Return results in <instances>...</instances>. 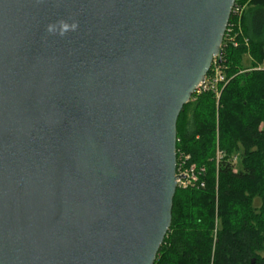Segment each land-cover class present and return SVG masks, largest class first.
I'll return each instance as SVG.
<instances>
[{
	"label": "water",
	"instance_id": "1",
	"mask_svg": "<svg viewBox=\"0 0 264 264\" xmlns=\"http://www.w3.org/2000/svg\"><path fill=\"white\" fill-rule=\"evenodd\" d=\"M234 1L0 0V264L154 263Z\"/></svg>",
	"mask_w": 264,
	"mask_h": 264
},
{
	"label": "trees",
	"instance_id": "2",
	"mask_svg": "<svg viewBox=\"0 0 264 264\" xmlns=\"http://www.w3.org/2000/svg\"><path fill=\"white\" fill-rule=\"evenodd\" d=\"M244 1L237 45L224 34L217 58L218 97L192 94L178 115L177 164L189 156L203 185L176 188L153 264H264V0Z\"/></svg>",
	"mask_w": 264,
	"mask_h": 264
},
{
	"label": "built area",
	"instance_id": "3",
	"mask_svg": "<svg viewBox=\"0 0 264 264\" xmlns=\"http://www.w3.org/2000/svg\"><path fill=\"white\" fill-rule=\"evenodd\" d=\"M243 5L238 0H235L231 9L230 17H232L231 22L228 21L224 34H227V37L234 45H237L236 40L234 39V33H232L233 25L237 26V31L241 32L240 20L243 14ZM229 17V18H230ZM224 37V36H223ZM246 41V39H245ZM221 47V46H220ZM220 52V51H219ZM218 56L214 57L210 69L204 75V77L198 82L192 94H200L205 91H213L217 95L219 94V85L226 82L224 73L221 70V64L218 62ZM262 66L257 67L260 69ZM264 68V67H263ZM188 157L183 156L180 159V162L176 161V172L177 175L176 185L179 188H185L188 186H194L195 184L203 185L200 176L203 172V168H198L194 164L188 165ZM176 187V188H177Z\"/></svg>",
	"mask_w": 264,
	"mask_h": 264
},
{
	"label": "clouds",
	"instance_id": "4",
	"mask_svg": "<svg viewBox=\"0 0 264 264\" xmlns=\"http://www.w3.org/2000/svg\"><path fill=\"white\" fill-rule=\"evenodd\" d=\"M79 28V21L72 20L71 22L65 20V19H59L58 21L54 23H50L46 27V31L49 34L56 35L63 37L68 32H74L77 31Z\"/></svg>",
	"mask_w": 264,
	"mask_h": 264
},
{
	"label": "rangeland",
	"instance_id": "5",
	"mask_svg": "<svg viewBox=\"0 0 264 264\" xmlns=\"http://www.w3.org/2000/svg\"><path fill=\"white\" fill-rule=\"evenodd\" d=\"M239 2H241V4L243 5V9H245V7L247 6V3H248V1H244V0H238ZM242 18V17H241ZM241 28V27H240ZM245 39H246V41H245ZM243 42L245 43V45H248V39L246 38V37H243ZM259 65H262V64H258V65H256L255 66V69H257V67H260ZM260 69H264L263 67H261ZM260 69H257V70H260ZM215 93V92H214ZM219 93V92H218ZM215 95H216V97H218V95L215 93ZM235 157H237V155L236 156H234V160H235ZM189 164H194V163H188V165ZM195 165V164H194ZM196 166V165H195ZM197 167V166H196Z\"/></svg>",
	"mask_w": 264,
	"mask_h": 264
}]
</instances>
